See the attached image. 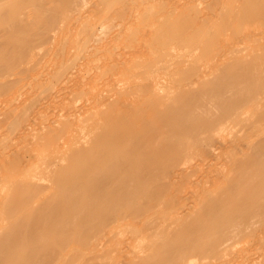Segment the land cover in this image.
<instances>
[{
	"label": "bare ground",
	"instance_id": "1",
	"mask_svg": "<svg viewBox=\"0 0 264 264\" xmlns=\"http://www.w3.org/2000/svg\"><path fill=\"white\" fill-rule=\"evenodd\" d=\"M0 264H264V0H0Z\"/></svg>",
	"mask_w": 264,
	"mask_h": 264
},
{
	"label": "rangeland",
	"instance_id": "2",
	"mask_svg": "<svg viewBox=\"0 0 264 264\" xmlns=\"http://www.w3.org/2000/svg\"><path fill=\"white\" fill-rule=\"evenodd\" d=\"M161 74H162V73H157V75H161ZM224 132H225V133H226V132L228 133L229 131H228V130H225ZM224 132L222 133V136L224 135L223 137L220 136V139H219V136L217 137V138H218L219 140H221V141L224 140V138H225V139H229V138L231 137V136H230V135H231L230 132H229V133H230V134H229L230 137L228 136V134H226V136H227V137H226ZM221 138H223V139H221ZM234 138H235V137H234ZM235 139H236V138H235ZM239 152L241 153V151H239ZM240 153H239L238 157L241 156ZM188 156H189V155H188ZM195 156L198 157L197 154H193V158H194V159L191 158V157L189 158V157L186 156V157L184 158L185 160H184V159L181 160L182 163H183V164L181 163V165H185V166H186V161H187V164H188L187 166H189V164H190V165L193 164V163L195 162V159H197V157L195 158ZM186 159H187V160H186ZM190 159H193V161L190 160ZM189 160H190L192 163H191ZM221 162H223V161H220V160H219V161L217 160V161H214V162L212 161V163H211V164H212V166H211L212 168H211V169H212V170H215L216 168H217V169H220V167L223 168V164H222ZM179 163H180V162H179ZM219 163H220V164H219ZM213 165H214V167H213ZM186 190H187V191L190 190V189H188V186H187V189H186V186L183 187V188H181V190L179 191V193H180V192H181V193L183 192V194H185V193H187ZM147 218H148V217H147ZM138 225H139V224H138ZM134 226L137 227L136 225H132V227L130 226L131 229H129V225H128V227H127V226H122V227H120V228L125 227V228H124L125 230H124V229L122 230V229L119 228V230H118V231L120 232V235H119V236L121 237V238H120V237H119V238L122 240L123 232H124L125 235L128 233V234H129V235L127 234L128 237H131V236H130L131 234L134 235V236H136L137 233L135 234V232L132 231V229L135 230ZM142 226H145V225H142ZM138 227H140V226H138ZM138 227H137V228H138ZM126 228H128L129 230L126 229ZM126 230H128V231H126ZM125 231H126V232H125ZM130 231H131V233H130ZM121 233H122V234H121ZM127 235H126V238H127ZM123 237H124V235H123ZM123 239H124V238H123ZM244 242H245V243H248L246 240L239 239V241L236 240V242H234V243H236V245L233 243L234 245H232V246H233V248L237 251V249H236L237 247H238V249H239V248H243L244 246L247 245V244H245ZM237 244H238L239 246H237ZM243 245H244V246H243ZM234 246H236V247H234ZM234 249H232V251H233ZM235 250H234V251H235Z\"/></svg>",
	"mask_w": 264,
	"mask_h": 264
}]
</instances>
